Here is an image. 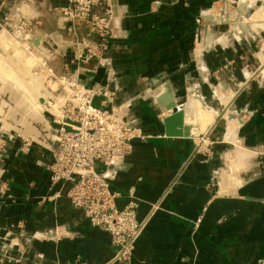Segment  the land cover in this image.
Instances as JSON below:
<instances>
[{
    "label": "crops",
    "instance_id": "crops-1",
    "mask_svg": "<svg viewBox=\"0 0 264 264\" xmlns=\"http://www.w3.org/2000/svg\"><path fill=\"white\" fill-rule=\"evenodd\" d=\"M67 3L37 0L38 52L58 74L79 70L83 83L110 86L117 92L113 105H126V121L143 137L133 140L111 189L119 195L117 209L134 204L146 228L131 262H116L110 234L71 205L69 185L51 183L57 141L45 117L31 108L32 100L20 104L12 94L14 100L3 101L9 114L21 105L24 111L19 131L0 133V264H264V77L231 105L235 115L246 116L230 132L234 137L237 130L248 151L238 183L223 170L230 147L217 123L222 105L213 93L218 82L230 88L231 75L241 77L259 64L253 41L238 31L225 33L219 43L200 40L197 17L212 0H115L105 63L79 67L74 44L89 37L90 26L78 21L69 32L59 19ZM167 91L185 114L175 128L181 135L168 129ZM203 111L211 114L209 126L214 122L212 154L196 153V134L206 131ZM242 150L232 156L240 157L239 164Z\"/></svg>",
    "mask_w": 264,
    "mask_h": 264
},
{
    "label": "built area",
    "instance_id": "built-area-1",
    "mask_svg": "<svg viewBox=\"0 0 264 264\" xmlns=\"http://www.w3.org/2000/svg\"><path fill=\"white\" fill-rule=\"evenodd\" d=\"M59 19L71 33L75 22L90 26L89 37L75 41L74 63L79 67L91 62H96V67L103 65L114 32L111 0H68L59 10ZM28 33V45L38 52L37 41ZM42 52H38L41 61L36 73H46L48 97L39 98V104L49 134L57 141L50 166L51 183L70 186L67 198L71 205L82 210L94 227L110 234L116 262L130 263L146 222L138 220L134 204L117 209L119 195L111 188L131 153L133 140L143 135L126 121V105H113L117 96L114 89L83 83L79 70L58 74ZM104 67L106 74H114L110 67ZM25 143L28 146L29 140Z\"/></svg>",
    "mask_w": 264,
    "mask_h": 264
},
{
    "label": "rangeland",
    "instance_id": "rangeland-1",
    "mask_svg": "<svg viewBox=\"0 0 264 264\" xmlns=\"http://www.w3.org/2000/svg\"><path fill=\"white\" fill-rule=\"evenodd\" d=\"M38 8L37 0H0V133L14 132L21 129L19 126L21 117L19 115L22 114L21 111L24 107L21 105L22 109L19 106L16 110H20L9 114L8 108L5 107V103L3 102L9 103L12 94L16 98L15 101H19L20 104H22L21 101L28 100L30 102L34 99L35 102H30L31 108L35 107V111L39 110L38 112L40 113H42V110L38 95L44 98L48 97L44 80L46 73L43 71L36 73L39 66L37 62L41 61H39L41 56L33 47L30 48L28 46L26 40L27 35H29L28 31L31 32L30 37L32 39L38 37L41 32V28H38L36 25L37 16L35 15L37 12L34 11ZM197 21L202 31L200 40L205 39L206 42L210 40V43L213 41L219 43L220 37L223 36L222 38H224L227 35L229 37V32H232L231 35H234L233 32L238 31L239 35L243 37L242 39L247 37L253 41V51L258 53V57L260 58L258 59L259 64L253 68L244 70V74L241 77L230 76L228 84H231L232 87L229 88L223 81H220L213 91L216 99L222 105L221 112L217 117V123H222L225 127L222 138L224 137L225 143L230 147V150L226 154L223 170L227 171L226 175L231 176L238 183L243 178L242 176L248 162L246 154L248 151L241 144L237 134V130L244 123L246 116L243 114L235 115L234 109H231V105L237 96L245 91L253 81L264 77V0H212L211 6L198 15ZM32 54L37 58V62L34 61L36 62L34 65L29 64L27 60L30 57L35 60ZM6 70L8 73L12 72L25 84L31 97L25 90L15 86V84L18 85L19 83L17 84L16 82L14 84V82L9 81L3 75L6 73ZM196 111L197 109L195 110V114ZM184 120L182 124L185 122ZM190 120H195V115H191ZM207 124L205 126L206 131L196 134L198 138L196 153H213L212 147L214 142L209 139V134L214 122L210 126ZM191 125L193 127L197 124L189 123L187 126ZM235 126L237 130L235 136L232 137L230 132ZM238 149H243L242 151H244L242 155L244 159L241 161L243 164L237 163L232 157L234 153L238 152Z\"/></svg>",
    "mask_w": 264,
    "mask_h": 264
},
{
    "label": "water",
    "instance_id": "water-1",
    "mask_svg": "<svg viewBox=\"0 0 264 264\" xmlns=\"http://www.w3.org/2000/svg\"><path fill=\"white\" fill-rule=\"evenodd\" d=\"M111 3L113 7V12L115 15L116 14L115 0H111ZM36 46H38L37 42H36ZM166 96L170 97L171 96L170 92ZM164 107L166 110L172 112L170 119L167 120V125H168L170 134L181 135V130L175 131V128L176 127L179 129L181 128V125L184 119L183 108L176 106L174 102H168Z\"/></svg>",
    "mask_w": 264,
    "mask_h": 264
},
{
    "label": "bare ground",
    "instance_id": "bare-ground-1",
    "mask_svg": "<svg viewBox=\"0 0 264 264\" xmlns=\"http://www.w3.org/2000/svg\"><path fill=\"white\" fill-rule=\"evenodd\" d=\"M18 43V42H17ZM20 43V42H19ZM26 44V43H25ZM28 44V43H27ZM29 46V45H28ZM28 46H27V48H28ZM26 48V49H27ZM31 48V47H30ZM29 49V48H28ZM27 49V50H28ZM33 56H34V54H32ZM28 60V63L29 64H32V65H34V63H36L37 62V60H34V58H28L27 59ZM34 61H36V62H34ZM39 61H40V59H39ZM39 62H37V64H38ZM1 64V63H0ZM4 65V64H3ZM38 69V68H37ZM3 72V71H2ZM9 81H11V82H14V83H16L17 82V84L19 85V87H21V88H23L24 90H27L26 88H25V84L24 83H22L20 80H19V78H17V76H15L12 72H7V70H6V73H4L3 74ZM28 92H29V90H28ZM169 92L167 91V92H165L164 94H163V96H164V98H165V100H166V103L164 104V105H166L167 104V102H173V100H172V96H170V97H167L166 95L168 94ZM30 94V93H29ZM30 96H31V94H30ZM163 96H162V98H163ZM38 97L39 98H44L43 96H41V95H38ZM164 101V100H163ZM32 102H35L34 101V99L32 100ZM36 105V104H35ZM44 105H42V107H43ZM45 108V107H44ZM34 109H35V107H34ZM201 109V108H200ZM39 111V110H38ZM37 111V112H38ZM166 111H168V110H166ZM207 112H208V110H207ZM206 111H203L202 113H201V115H200V119L201 120H203V122H204V124H206L209 120H211L210 118H211V114L210 113H207ZM40 113V112H39ZM40 114H42V113H40ZM208 125V124H207ZM241 153V152H240ZM242 154H243V152H242ZM235 160L237 161H239L240 160V157L239 156H235ZM242 160V159H241ZM242 163V162H241Z\"/></svg>",
    "mask_w": 264,
    "mask_h": 264
}]
</instances>
